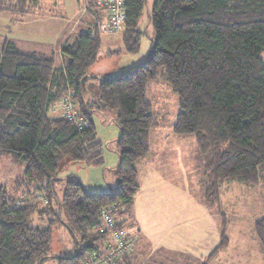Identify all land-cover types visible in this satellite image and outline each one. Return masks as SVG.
Segmentation results:
<instances>
[{
	"label": "trees",
	"instance_id": "obj_1",
	"mask_svg": "<svg viewBox=\"0 0 264 264\" xmlns=\"http://www.w3.org/2000/svg\"><path fill=\"white\" fill-rule=\"evenodd\" d=\"M42 1L0 0V13H39ZM146 5L147 0H125L121 33L127 53L140 50ZM95 8L90 10L102 19L103 11ZM149 17L155 31L150 54L115 78H101L96 99L87 97V84L98 77L89 70L101 47L100 23L63 45L69 61L60 67L45 54L21 52L12 40L0 44V156L24 168L15 183L17 199L0 185V264L50 259L56 264H133L144 260L141 253L150 259L155 252L142 241L135 199L141 189L137 163L150 151L151 130L165 122L148 100L154 82L178 95L173 129L195 136L208 207L219 211L225 183L264 182V0H154ZM67 97L77 106L75 122L49 114ZM108 110L117 113L121 130L114 148L119 162L109 169L115 185L99 193L75 176L59 178L64 160L82 167L105 165L93 116ZM57 181H65V188L56 205ZM111 208L115 226L96 230L102 213ZM223 215L219 243L202 264L228 247ZM46 222L48 227H41ZM60 226L72 246L55 252ZM255 228L264 252V217ZM120 231L127 246L114 258L111 250ZM185 259L184 264H195V257Z\"/></svg>",
	"mask_w": 264,
	"mask_h": 264
},
{
	"label": "rangeland",
	"instance_id": "obj_2",
	"mask_svg": "<svg viewBox=\"0 0 264 264\" xmlns=\"http://www.w3.org/2000/svg\"><path fill=\"white\" fill-rule=\"evenodd\" d=\"M41 3L38 7L41 10H36L39 13L25 15L0 13V44L5 40H12L21 52L45 54L52 57L55 65L60 67L64 61H69V58L63 57L59 50L60 45L70 34L71 40L74 41L81 33L78 29L74 32L76 23L89 25L93 23L95 16H92L91 12H95L90 9L96 6L93 2L89 4L84 0H44ZM153 3L154 0H147L139 23V30L143 35L138 53H127L122 33L100 34L101 47L98 59L89 70L90 74L98 77L88 81V98L96 99L101 78H115L124 69L135 67L146 60L155 38L154 27L149 17ZM86 8L88 13H84ZM84 27L87 29V26ZM111 49L119 51V54L111 53ZM148 100L160 120L163 119L165 122L161 123L159 128L151 130L150 151L143 157V160L148 162V167L146 175H140L142 179H139V183L142 186V181H145L146 193L141 202L146 205L141 216L137 215V221L142 241L147 244L146 247L150 246V249L153 246L155 253H150V259L146 258L147 254L141 256V253L139 256L144 257V260L142 262L134 260L133 264H184L185 255L188 254L195 257V264L204 263L219 243L223 213H225L223 218L227 219L229 225L227 230L229 244L226 250L212 257L207 264H264V252L255 235V223L264 217V182L256 186L238 182L223 184L219 211L212 210L203 199L204 189L200 183L202 173L197 169L195 136H180L175 134L173 129L180 110L178 95L164 84L154 82L149 85ZM71 104L76 112L77 106ZM57 110L59 114L56 113ZM49 114L55 118L65 117L62 104H57ZM116 118L117 113L111 110L102 114L95 113L93 116L97 136L104 145L105 165L82 167L71 160H64L58 172L59 178L75 176L94 192L101 193L107 190L103 186L111 181L112 174L108 172V176L104 178L103 171L109 165L112 168L113 165L116 167L119 162V155L115 149L121 130ZM116 157L118 160L115 162ZM145 162L140 167H143ZM23 172L24 168L0 156V185L6 187L16 199L19 195H16L15 183L22 177ZM155 173L157 177L165 174L172 179L170 184L167 180L166 185H158L157 193L151 186L152 182L146 179L147 176L153 178ZM97 179L103 183H97ZM64 188L65 181L56 182L55 189L58 195L54 200L56 205L62 198ZM62 212L63 218L66 219L64 210ZM31 225L34 226L32 223ZM42 225L41 227H48L47 222ZM70 239V234L60 226L54 243L55 252L68 250L72 246ZM45 264H56V261L50 259Z\"/></svg>",
	"mask_w": 264,
	"mask_h": 264
},
{
	"label": "built area",
	"instance_id": "obj_3",
	"mask_svg": "<svg viewBox=\"0 0 264 264\" xmlns=\"http://www.w3.org/2000/svg\"><path fill=\"white\" fill-rule=\"evenodd\" d=\"M86 3L93 2L95 6L103 11V17L100 22L99 32L106 35H117L121 33V31L125 27L126 22V12H125V0H84ZM103 21V22H102ZM104 23V24H103ZM71 100L66 98L62 102V108L65 111V116L71 120L76 121L74 106L71 104ZM114 209H109L104 211L102 214V223L96 227V230L111 231L115 226V211H111ZM114 212V213H113ZM116 245L112 248L111 253L114 258H116L121 250H125L127 243L124 240L123 231L116 232ZM110 253V254H111ZM109 254V255H110ZM107 262H111V255L109 256ZM115 262V261H114Z\"/></svg>",
	"mask_w": 264,
	"mask_h": 264
},
{
	"label": "crops",
	"instance_id": "obj_4",
	"mask_svg": "<svg viewBox=\"0 0 264 264\" xmlns=\"http://www.w3.org/2000/svg\"><path fill=\"white\" fill-rule=\"evenodd\" d=\"M86 10V11H85ZM84 10V13H88V9L86 8ZM81 15H82V13H81ZM91 15L92 16H95V13H93V12H91ZM77 20H79V17H78V19ZM100 20H102L101 19V17L100 18H98V17H96L95 16V18H94V21H93V23H91L90 25L89 24H83V23H81V24H79V23H76L75 24V26H74V32H75V30L76 29H78V30H80L79 32H81V33H85V32H87L88 31V29L89 28H91V27H94V25L97 23V24H99L100 23ZM84 26H87V29H85V27ZM81 30H84V31H81ZM120 34V33H119ZM72 35L70 34L69 36H68V38L67 39H65V41H63V43L60 45V51H61V49H62V47H63V45L67 42V41H69L70 42V40H71V37ZM72 41V40H71ZM112 51H114V50H112L111 49V52ZM56 113H58V110H57V112ZM59 114V113H58ZM118 159H117V157L115 158V162L117 161ZM145 161L143 160V158L142 159H140L139 161H138V163H137V169H138V181H139V179H142L141 178V176L140 175H146L145 173H147L146 172V169H147V164H148V162H145V164L143 165V167H140V165L142 164V163H144ZM116 164V163H115ZM115 167V165H113V168ZM109 169H112V167H111V165H109L104 171H103V177L105 178L106 176H108V172H109ZM161 169H162V167H161ZM112 174V173H111ZM168 176H166L165 174H161V175H159L158 177H157V173H155V176L152 178V177H146V179H147V181H151L152 182V184H151V186H153L154 187V192H158L157 191V189H158V185H166V183H167V180H168V184H170L171 182H172V179L171 178H169ZM97 181V183L99 182V183H103V182H101V180H99V179H97L96 180ZM83 182V184H84V181H82ZM114 182H115V177L113 176V174H112V178H111V181L109 180V182H108V184H106V186H103V188L104 187H106L107 188V190L106 191H108L110 188H111V186H114ZM145 181L143 180L142 181V183H143V185L141 186V184H140V186H141V189H140V191L138 192V194L136 195V199H135V217H136V220L138 219V214L141 216V213L144 211V208H145V205L146 204H144V203H142L141 202V199H142V197L145 195V193H146V185H145V183H144ZM159 183V184H156V183ZM100 185V184H99ZM102 185V184H101ZM161 188V187H160ZM160 188H159V190H160ZM164 188V187H163ZM101 192H105V191H101ZM161 194H163L162 192H161ZM164 195V194H163ZM138 222V221H137ZM139 224V223H138ZM143 226V225H142ZM139 251V250H138Z\"/></svg>",
	"mask_w": 264,
	"mask_h": 264
},
{
	"label": "clouds",
	"instance_id": "obj_5",
	"mask_svg": "<svg viewBox=\"0 0 264 264\" xmlns=\"http://www.w3.org/2000/svg\"><path fill=\"white\" fill-rule=\"evenodd\" d=\"M125 28V27H124Z\"/></svg>",
	"mask_w": 264,
	"mask_h": 264
}]
</instances>
